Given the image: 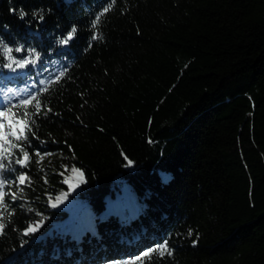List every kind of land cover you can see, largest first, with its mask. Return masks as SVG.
<instances>
[{
  "label": "trees",
  "instance_id": "16d2710c",
  "mask_svg": "<svg viewBox=\"0 0 264 264\" xmlns=\"http://www.w3.org/2000/svg\"><path fill=\"white\" fill-rule=\"evenodd\" d=\"M109 5L0 0V264H264V0Z\"/></svg>",
  "mask_w": 264,
  "mask_h": 264
},
{
  "label": "snow or ice",
  "instance_id": "6c2138e0",
  "mask_svg": "<svg viewBox=\"0 0 264 264\" xmlns=\"http://www.w3.org/2000/svg\"><path fill=\"white\" fill-rule=\"evenodd\" d=\"M114 3H115V0H110V5L108 7H105L103 9V11L99 15H97L95 17V19L93 21V24H92V28L93 29H97L98 28V26L100 24V21H101V17L103 15H105L110 10L111 5L114 4ZM25 15H26V13H24L23 10H21L20 11V18L23 19ZM34 15H39V14L36 13ZM39 19L43 20V16L39 15ZM76 33H77V28H76L75 25H73L71 27V29L65 34V36L62 39H60L59 43L64 44V45L69 44V42L72 41L75 38ZM100 38H102V37L100 36V34L98 32H94L92 37H91L92 40H96V39H100ZM12 51H13V49L8 48V47H4V54L10 56ZM15 51L16 52H20V51H22V48L18 47V48L15 49ZM32 55L35 56L36 60L39 59V55L37 53H35V50L32 51ZM29 63H35V61L34 60H29V59L16 60L15 58H11V63L4 65V67H7V68L11 69L12 71H15L16 68H21L22 69L26 65H28ZM13 64H15L16 68H13ZM33 99H35V97H33ZM25 103L27 104V103H29V101L26 100ZM39 107H40V104L37 103L36 104V108H39ZM4 115H5V113L3 111H0V117H2ZM0 127H3V125L0 124ZM17 139H19V136H17ZM36 155L40 156V153L37 152ZM42 158L43 157H41V159ZM28 159H29L28 153L25 152L24 156H23V160L26 161ZM17 163H20L21 166H25L23 164V161H19L18 160ZM129 164H131V161H129ZM3 169H4V165L0 164V170H3ZM71 170L74 171V172L79 173V175L81 177H83V172L80 169H77V168L73 167ZM25 178H26V174H20L15 180H13L11 182H8V186H11L12 184H15V183L24 184L25 183ZM45 182H47V181H45ZM82 182H83V180H82ZM5 186H6V181L5 180H0V208H5L6 209L7 205L5 204V202L3 200V196L5 195L3 189L5 188ZM11 196H12L13 200H15L16 194L12 193ZM56 199L59 200V199H61V197L58 196V197H56ZM51 206L52 207H56L57 205L55 203H53ZM3 227H4V225L0 224V230H2ZM36 231H37V226L34 225V224H30L23 231V235L24 236H30V235L34 234ZM161 249L163 251H166L168 253V255H171V251L167 248V242H165L164 245H161L159 249H153L152 252H156V251H159ZM143 255L145 257H148L150 255V253L149 252H145ZM138 259H140V258H138Z\"/></svg>",
  "mask_w": 264,
  "mask_h": 264
},
{
  "label": "rangeland",
  "instance_id": "374dc122",
  "mask_svg": "<svg viewBox=\"0 0 264 264\" xmlns=\"http://www.w3.org/2000/svg\"><path fill=\"white\" fill-rule=\"evenodd\" d=\"M25 68L20 69V73L24 72ZM27 90L25 88H17L14 86L3 84L0 86V111L5 113L4 116L0 117V124L3 126L9 124L7 118V108L10 104L15 103L16 101L23 98L26 95ZM1 128V127H0ZM78 169V168H77ZM73 174V187L77 184L78 181L82 178L79 173L71 171Z\"/></svg>",
  "mask_w": 264,
  "mask_h": 264
}]
</instances>
